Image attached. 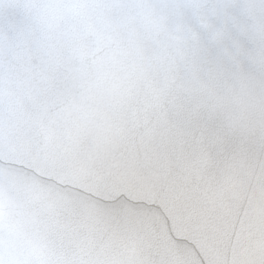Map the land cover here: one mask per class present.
Segmentation results:
<instances>
[{
    "label": "snow or ice",
    "instance_id": "obj_1",
    "mask_svg": "<svg viewBox=\"0 0 264 264\" xmlns=\"http://www.w3.org/2000/svg\"><path fill=\"white\" fill-rule=\"evenodd\" d=\"M0 264H264V0H0Z\"/></svg>",
    "mask_w": 264,
    "mask_h": 264
}]
</instances>
